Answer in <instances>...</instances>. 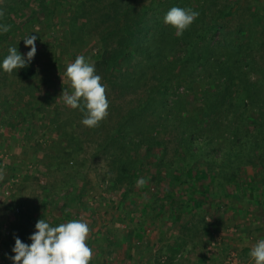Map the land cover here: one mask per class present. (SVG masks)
<instances>
[{"label":"trees","instance_id":"trees-1","mask_svg":"<svg viewBox=\"0 0 264 264\" xmlns=\"http://www.w3.org/2000/svg\"><path fill=\"white\" fill-rule=\"evenodd\" d=\"M7 1L8 12L0 22L10 31L0 35V43L37 22V16L23 25L13 22L31 0ZM35 1L47 31H54L53 19L60 21L69 11L68 0ZM77 1L69 22L83 17L97 33L94 65L109 100L108 116L101 127L92 128L95 135L102 133L96 152L107 163L105 178L120 195V210L132 206L135 197L150 194L152 198L142 204L143 222L136 224L137 231L143 233L148 216L162 223L168 217L193 215L205 205L197 195L214 200L215 205L219 200L230 202L234 193L248 201L264 198L262 4L254 0ZM172 7L199 13L180 37L163 23ZM34 66L32 60L18 70L17 81L34 79ZM69 141V147L76 144L75 138ZM70 158L66 165L72 164ZM247 167L253 169L250 176L245 175ZM141 177L146 184L138 186ZM259 179L261 184L256 182ZM69 190L64 208L86 210L77 187L69 184ZM52 203L57 201L42 206ZM33 232L34 227L26 225L17 237L25 242ZM115 237L114 241L105 238L109 246L114 244L112 248L121 243ZM94 241L89 238L87 243L91 246ZM108 245L104 247L111 256ZM96 248L102 252L101 245Z\"/></svg>","mask_w":264,"mask_h":264},{"label":"rangeland","instance_id":"rangeland-1","mask_svg":"<svg viewBox=\"0 0 264 264\" xmlns=\"http://www.w3.org/2000/svg\"><path fill=\"white\" fill-rule=\"evenodd\" d=\"M254 1L262 4L259 14L264 21V0ZM31 2L22 8L21 16L13 17V22L23 25L34 16H37V22L24 31L19 28L9 36L8 41L0 43V56L8 54L9 47L13 46L25 54L29 49L25 47L22 36L37 35V51L33 59L37 76L34 79L21 83L14 73L9 75L0 70V158L8 160V168L4 167L7 170L0 169V183L11 192L9 206L19 208V202L24 208L38 206V215L53 226L72 219L84 220L90 228L89 238L97 242L90 246V263L97 260L96 264H102V261L105 264H158L160 260L165 264L168 260L179 264L180 259L175 262L178 253H181L178 251L179 245L186 246L196 240L201 244L200 232L203 230H210L212 235L208 236L207 241L210 239L211 245L221 244L223 240L234 242L233 237L239 238L240 241L236 239L237 243H245V230L264 226V198L248 201L240 197V193H234L230 202L219 200L218 205L214 204V200L202 199L197 195V200L205 205L196 209L193 215L175 219L168 217L162 219V223L148 216L143 233L137 231L136 224L143 222L142 204L145 201L150 203L151 195L145 194L139 199L135 197L132 206L121 210L118 208L120 195L110 189L105 178L107 163L96 152L98 143L102 141V133L95 135L92 128L82 125L84 113L63 103V95H70L73 91L65 76L67 66L78 55L94 63L98 54V35L83 17L79 21L69 22V17L74 16L77 0H68L69 11L61 15L60 21L56 17L53 19L56 24L54 31H47L42 22L43 15L36 10V1ZM0 6L3 7L2 16H5L8 1L0 0ZM70 26L76 28L73 33ZM78 26L83 27L78 29ZM70 138L76 139V144L73 143L71 147ZM69 155L72 164L66 165ZM11 165L14 166L12 170L9 169ZM246 170V176L253 174L251 167ZM256 182L261 184L262 181L259 179ZM69 184L80 191L86 210L64 208V198L70 192ZM230 191L234 192V188ZM8 199L3 204L8 203ZM51 199L57 203L43 208L42 202ZM128 209H132L133 213H129ZM6 214L7 222L17 225V217ZM9 232L10 226L1 223L0 244L10 241ZM114 235L121 243L112 248L114 244L109 246L106 236L112 240ZM240 237H243L242 240ZM24 243L30 244L31 241ZM96 244L101 245V253L97 251ZM106 245L112 248L111 256L104 247ZM0 264L12 262L1 255Z\"/></svg>","mask_w":264,"mask_h":264},{"label":"clouds","instance_id":"clouds-1","mask_svg":"<svg viewBox=\"0 0 264 264\" xmlns=\"http://www.w3.org/2000/svg\"><path fill=\"white\" fill-rule=\"evenodd\" d=\"M3 11L0 10V16ZM199 13L181 7L170 8L163 17V23L174 28L177 37L193 23ZM10 31V26L0 22V35ZM35 33V32H32ZM37 35L23 39L29 50L21 54L16 46L9 47L8 54L0 61V70L11 75L31 64L36 55ZM72 93L63 95V103L84 113L82 125L98 127L108 116L109 100L101 76L96 73L94 63L85 56L78 55L65 71ZM146 184V178L137 180L138 186ZM90 228L82 219H72L58 225H51L45 219H38L34 232L28 239L30 244L14 238L11 249L12 264H90L92 249L88 245ZM254 264H264V238L257 239L248 253Z\"/></svg>","mask_w":264,"mask_h":264},{"label":"crops","instance_id":"crops-1","mask_svg":"<svg viewBox=\"0 0 264 264\" xmlns=\"http://www.w3.org/2000/svg\"><path fill=\"white\" fill-rule=\"evenodd\" d=\"M2 158H0V169L3 171L5 170L4 167L8 166L7 165L8 160L4 161ZM13 167L14 166L11 165V168L9 169L12 170ZM0 190H2V192L0 191L1 192L0 194V224L1 223L8 224L10 226V232H11V235L9 232V239H8L10 241L2 242L0 244V253L1 255H3V257H6L7 260L9 259L11 261L10 257L11 255H13V253L11 252V249L14 245V238L20 235L22 231H24V229L26 228V225L32 228L34 227L38 219H41V218L43 219L44 217H40V214L38 215V212L40 210L37 211L35 209H32L38 206H34V207L32 206V208H29L28 206L27 208H24V206L22 207L20 202L19 204H17L19 208L17 207L15 208V206H9L10 201L8 198L10 197V193H11L10 190L8 188H5L4 184H1V183H0ZM5 199H8V203L3 204ZM20 209H21V212H20ZM12 212L13 213L17 212V214H12ZM6 213H10L11 215H13L12 217L14 216L17 217L16 218L17 225H13V223L10 224V222L9 223L7 222L8 220L5 218L7 215ZM8 217L9 216H7V218ZM28 218L29 219L31 218L33 223L32 222L27 223ZM245 231L246 233L244 232L245 234L244 238L245 237L247 238L246 240H244L245 243H241V242L237 243L236 239L240 241L239 238L233 237V239H235L234 242L223 240V243L221 244L213 243V245H211L212 242H210V239L207 241L208 236L212 235L210 230H206V231L203 230L202 232H200L202 233L201 234L202 237L200 239L201 244L197 243L198 241L196 240L195 243H190L189 245L187 243L186 246L181 245V244L179 245L178 251L181 252V253H178L181 255L179 264H229L228 260L231 261L232 264H254V262L250 259L248 253H249V250L252 248V246L255 244L257 239L264 238V226L261 228L258 227V228H253V229H249ZM200 233L198 234L200 235ZM237 236H240V235L238 234ZM19 238L21 239V236ZM242 238L243 237H240L241 240ZM27 240L29 239H26L25 241ZM228 254L230 255V257L226 258V255ZM164 259H167V258L164 257ZM102 264H105V263L102 261ZM158 264H165V261L161 262L160 260ZM166 264H173V262L168 260L166 261Z\"/></svg>","mask_w":264,"mask_h":264},{"label":"built area","instance_id":"built-area-1","mask_svg":"<svg viewBox=\"0 0 264 264\" xmlns=\"http://www.w3.org/2000/svg\"><path fill=\"white\" fill-rule=\"evenodd\" d=\"M17 211V210H16ZM181 258V255L180 254H178L177 255V258H176V260H175V262H178L179 261V259ZM233 259V258H232ZM231 259V260H232ZM228 262H229V264H232V262L230 263V261L228 260Z\"/></svg>","mask_w":264,"mask_h":264}]
</instances>
